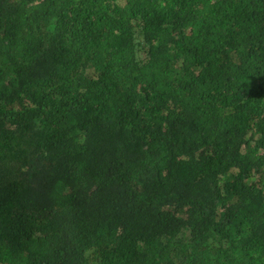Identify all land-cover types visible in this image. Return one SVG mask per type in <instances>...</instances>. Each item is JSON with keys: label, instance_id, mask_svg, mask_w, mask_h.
Segmentation results:
<instances>
[{"label": "trees", "instance_id": "trees-1", "mask_svg": "<svg viewBox=\"0 0 264 264\" xmlns=\"http://www.w3.org/2000/svg\"><path fill=\"white\" fill-rule=\"evenodd\" d=\"M0 264H264V0H0Z\"/></svg>", "mask_w": 264, "mask_h": 264}, {"label": "clouds", "instance_id": "clouds-1", "mask_svg": "<svg viewBox=\"0 0 264 264\" xmlns=\"http://www.w3.org/2000/svg\"><path fill=\"white\" fill-rule=\"evenodd\" d=\"M229 176H230V177L233 176V169H230V170H229Z\"/></svg>", "mask_w": 264, "mask_h": 264}, {"label": "rangeland", "instance_id": "rangeland-1", "mask_svg": "<svg viewBox=\"0 0 264 264\" xmlns=\"http://www.w3.org/2000/svg\"><path fill=\"white\" fill-rule=\"evenodd\" d=\"M144 56V55H143Z\"/></svg>", "mask_w": 264, "mask_h": 264}]
</instances>
